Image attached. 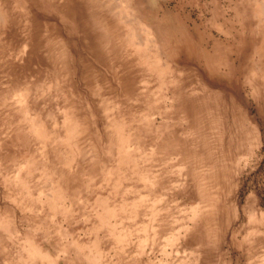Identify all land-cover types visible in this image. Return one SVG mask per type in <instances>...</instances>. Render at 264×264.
I'll return each mask as SVG.
<instances>
[{
  "label": "rangeland",
  "instance_id": "rangeland-1",
  "mask_svg": "<svg viewBox=\"0 0 264 264\" xmlns=\"http://www.w3.org/2000/svg\"><path fill=\"white\" fill-rule=\"evenodd\" d=\"M0 264H264V0H0Z\"/></svg>",
  "mask_w": 264,
  "mask_h": 264
}]
</instances>
